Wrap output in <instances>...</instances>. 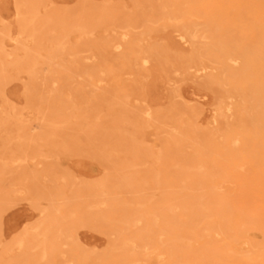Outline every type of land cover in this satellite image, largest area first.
<instances>
[{"label":"bare ground","instance_id":"obj_1","mask_svg":"<svg viewBox=\"0 0 264 264\" xmlns=\"http://www.w3.org/2000/svg\"><path fill=\"white\" fill-rule=\"evenodd\" d=\"M55 5V0H39L38 7L45 9L44 19L38 23L43 31L31 41L44 43L46 68L51 74L46 80V125L59 128L71 124L84 129L113 123L111 128L116 131L121 130V122L133 126L138 142L146 144L148 153L121 143L107 146L106 153L122 166L138 165L144 155L145 168L136 177L122 176L129 187H149L162 193L157 207L148 198L131 201L121 197L112 204H98L108 223H125L131 232L122 236L120 248L109 247L107 264H132L135 257L126 255L127 248L149 237L146 233L154 227L160 228L155 240H191L184 227L196 221L200 208L218 212L224 208L227 201L214 197L223 189L230 193L245 186L259 189V179L264 175V0H103L97 6L92 0H81L74 24L98 28L94 39L88 38L92 31L71 28L65 11ZM136 7L148 16L170 10L182 19V25L164 23L160 29L147 32L144 39L124 35L112 38L106 22L115 21L121 10ZM48 8L55 10L49 13ZM196 21L205 25L209 40L202 49L190 30ZM64 39L68 40L65 45ZM66 45L89 47L90 57L100 61L84 71L83 78L76 80V88L64 84L65 72L56 68ZM172 71L187 81L202 73L207 78L202 85L187 82L180 90V98L189 104L185 114L166 96ZM2 73L8 74L4 68ZM1 82L0 115L36 120L38 106L30 102L21 84ZM21 83L31 86L25 80ZM5 86L8 89L1 91ZM165 105L170 107L168 113L161 110ZM163 119L172 125L169 141L161 137L158 127ZM181 147L191 149V159L172 156V148ZM119 175L104 176L93 188L102 195H113ZM138 223L144 232L133 231ZM50 231L48 226L47 233ZM44 236L37 239L31 232L22 231L11 247L2 251L1 258H9L11 253L17 259L26 257L22 247L28 243L43 252L33 261L28 259L35 264L46 257V226ZM80 239L93 247L105 246L96 236ZM147 240L155 243L152 255L158 260V241L152 237Z\"/></svg>","mask_w":264,"mask_h":264},{"label":"rangeland","instance_id":"obj_2","mask_svg":"<svg viewBox=\"0 0 264 264\" xmlns=\"http://www.w3.org/2000/svg\"><path fill=\"white\" fill-rule=\"evenodd\" d=\"M92 1L97 6L103 0ZM55 2L59 10L65 11L71 28L78 32L92 31L88 38L94 39L98 28L81 26L80 22L74 24L81 0ZM38 3L39 0H0V87L3 79L18 82L39 110L36 120L27 116L0 115V264H31L38 255L41 256L42 251L26 243L22 247V255L26 257L17 259L11 253L9 258H1L2 251L11 247L19 233L27 230L40 239L45 237V226L46 257L35 264H107L109 247L120 248L122 236H129L131 232L125 223H108L98 204L102 205L104 201L112 204L121 197L131 201L148 198L157 207L162 193L149 187L140 190L127 186L123 176L136 177L145 168L144 155L140 156L144 160L138 165L122 166L106 153L107 146L121 143L130 149L137 147L146 155L147 146L138 142L133 126L121 122V130L116 131L111 128L113 123L84 129L71 124L59 128L46 125V80L51 79V74L46 68L44 43H31L36 33L43 31L38 23L43 21L45 9L39 8ZM54 10L47 9L49 13ZM116 17L115 21L105 24L112 38L124 35L144 39L147 32L160 29L164 23L182 25V19L170 10L160 16H148L136 7L132 11L121 10ZM205 29L199 21L192 23L190 28L192 39L201 49L209 43ZM65 42L68 40H62L63 45ZM174 45L179 47L176 42ZM114 54L117 53L114 51ZM90 56L89 47L68 48L66 45L60 51L56 68L65 72L62 75L64 84L76 88V80L83 78L84 71L100 63ZM33 63L37 65L31 67ZM3 68L8 74L2 73ZM24 80L31 86L25 87L21 83ZM187 80L172 71L166 86L167 98L183 114L189 104L180 98V90L187 82L202 85L207 78L202 73ZM7 89L5 86L1 91ZM161 110L168 113L170 107L165 105ZM158 127L162 131L161 137L169 141L172 125L163 119L158 121ZM191 153L189 147H181L172 148L171 154L175 159L189 160ZM163 157L161 154L160 158ZM116 172L121 175L115 178L113 195H102L93 188L98 179L111 177ZM259 180L256 191L245 186L241 191L235 189L230 193L223 189L215 194L214 197L227 201L226 206L219 212L214 208H200L195 214L196 221L183 229L191 240L162 237L155 240L160 233L157 227L146 233L150 239L158 241V260L152 255L155 243L148 241L147 236L128 247L126 255L135 257L132 264H264V175ZM44 221L45 226H39ZM48 226L51 234L47 233ZM133 231L142 233L144 226L138 223ZM82 236H96L105 246L93 247L81 240Z\"/></svg>","mask_w":264,"mask_h":264}]
</instances>
